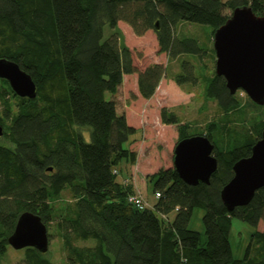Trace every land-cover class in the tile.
<instances>
[{
	"label": "trees",
	"instance_id": "1",
	"mask_svg": "<svg viewBox=\"0 0 264 264\" xmlns=\"http://www.w3.org/2000/svg\"><path fill=\"white\" fill-rule=\"evenodd\" d=\"M244 6L264 17V0H0V58L19 64L38 90L37 98L21 99L24 105L16 115L5 107L0 116L2 139L11 145L0 143V257L7 253L20 215L32 212L47 227L56 225L68 264H264V231L252 232L243 259L234 258L230 242L233 219L254 229L264 221V187L249 205L233 211L221 198L234 177V165L251 156L261 138L264 117L255 136L237 138L224 148L216 123L197 132L162 110L163 123L178 126L179 141L204 135L215 145L218 168L210 184L197 186L184 182L173 166L158 170L148 181L160 197L140 210L128 201L136 193L130 181L117 180L121 161L134 163L136 155L126 144L137 131L118 114L116 101L107 99L117 93L125 75L138 74L139 94L149 100L167 72L160 63L138 70L131 49L122 42L120 22L137 36L153 31L159 53L169 60L192 56L203 64L206 47L194 36L177 34L179 29L186 23L202 24L214 36ZM107 26L112 34L105 38ZM181 68L176 83L196 85V65L184 59ZM5 93L1 90L0 97L9 104ZM206 95L228 120L239 109L236 94L216 72ZM38 99L44 107H34ZM82 129L89 131V141ZM66 190L75 199L73 212L57 215L52 200ZM196 209L204 211V240L190 228ZM89 239L96 242L93 247L75 245ZM257 242L260 257L251 256ZM24 251L18 264H54L49 252Z\"/></svg>",
	"mask_w": 264,
	"mask_h": 264
},
{
	"label": "rangeland",
	"instance_id": "2",
	"mask_svg": "<svg viewBox=\"0 0 264 264\" xmlns=\"http://www.w3.org/2000/svg\"><path fill=\"white\" fill-rule=\"evenodd\" d=\"M177 32L187 36H194L200 44L206 47L208 51L207 57L203 64L199 63L196 57L183 56L177 60H169L166 54L159 53V47L156 35L153 31H149L144 36H137L131 30V27L120 22L118 31L122 42L131 49L134 64L139 71L144 70L151 64H163L166 69V75L162 78L154 96L147 100L143 99L138 92L137 79L138 74L125 75L123 84L117 93L112 96L107 95V99L111 98L116 101L118 114H124L129 119L139 134L138 140H130L126 147L133 153L136 158L134 163L130 164V160H123L119 165L122 169V175L117 176L118 181H122L123 177L128 176V181L135 179V184L141 188V193L148 207L154 206L157 202L155 193L148 177L153 175L162 168L173 166L174 149L179 142L180 134L177 125H167L162 121V110L167 113L176 115L179 123L188 124L191 129L199 132H206L207 127L211 123H216L222 129L219 135L220 147L229 148L235 143V139H244L247 136H255L258 131V125L264 117V106L262 109H255L249 105L248 95L239 90L236 97L239 101V109L232 112L229 120L224 116V112L218 107L217 103L208 98L206 95V87L209 80L215 73L216 56L213 50L212 28L207 25L186 23ZM112 34L109 26L105 30V38ZM187 59L196 65V75L198 82L196 85L179 86L175 78L182 73L181 61ZM3 79H0V91L5 90V97L9 104H5L0 97V116L5 107H9L13 115H16L19 109L24 105L21 100L23 98L17 96L11 87L7 85ZM34 107H44V101L36 100ZM26 105V104H25ZM247 111L242 114L241 110ZM8 127V124L6 123ZM6 130V127H5ZM86 140H90V133L86 129H82ZM137 133V132H136ZM135 136V135H134ZM0 143L11 146L6 140L0 139ZM131 166L128 173L126 167ZM131 174V175H130ZM134 175V176H133ZM134 184V185H135ZM133 185V186H134ZM75 199L69 190L64 191L58 198L52 200L57 215L71 214ZM204 211L196 209L193 213L190 228L202 233V239H205V227L203 224ZM175 213L170 215V219H174ZM50 234L49 257L54 264H68V252L64 246V240L56 228L54 223L48 227ZM263 232L264 221L254 229L248 224L238 219H233L232 230L230 234V242L232 246L233 256L235 259H243L247 248L251 241L253 231ZM96 242L92 239L83 241L78 240L75 245L81 248L93 247ZM260 243L253 245L251 256L260 257L262 249ZM24 250H16L9 246L7 253L0 257V264H18L24 258Z\"/></svg>",
	"mask_w": 264,
	"mask_h": 264
},
{
	"label": "water",
	"instance_id": "3",
	"mask_svg": "<svg viewBox=\"0 0 264 264\" xmlns=\"http://www.w3.org/2000/svg\"><path fill=\"white\" fill-rule=\"evenodd\" d=\"M216 55L215 72L224 77L234 95L244 91L257 105H264V17L255 15L251 7L236 8L227 22L213 36ZM0 79L6 80L21 98L35 99L37 85L19 64L0 58ZM4 128L0 125V138ZM215 145L204 135L179 141L174 149L173 167L188 185L210 184L217 171ZM234 177L221 191V198L229 211L245 207L256 192L264 187V130L254 144L251 156L234 165ZM9 245L16 250L37 249L49 252L48 228L40 216L32 212L20 215Z\"/></svg>",
	"mask_w": 264,
	"mask_h": 264
},
{
	"label": "built area",
	"instance_id": "4",
	"mask_svg": "<svg viewBox=\"0 0 264 264\" xmlns=\"http://www.w3.org/2000/svg\"><path fill=\"white\" fill-rule=\"evenodd\" d=\"M115 174H118V171H114ZM129 181L126 179L125 183L127 184ZM155 197H160V194H156ZM128 201L132 204H134L137 208H139L140 210H144L147 206V202L145 201V198L143 197L142 194H140L139 192H136L133 195H130L128 197Z\"/></svg>",
	"mask_w": 264,
	"mask_h": 264
},
{
	"label": "crops",
	"instance_id": "5",
	"mask_svg": "<svg viewBox=\"0 0 264 264\" xmlns=\"http://www.w3.org/2000/svg\"><path fill=\"white\" fill-rule=\"evenodd\" d=\"M131 30H132V29H131ZM137 86H138V79H137ZM138 92H139V90H138ZM139 95H140V94H139ZM127 121H128V123H129V125L133 126V125L129 122V119H128ZM137 134H139V130H138V129H137V133L135 134V136H132L130 140H132V139H133V140H138V139L136 138ZM130 168H131L130 165L126 167L128 173L130 172ZM130 175H131V174H130ZM133 176H134V175H133ZM123 179H129V177L126 176V177H123ZM135 181H136L135 179H131V182H130V183H131L132 185H134V184H135ZM133 187H134V189H135L136 192H140V193H141V188H140L141 186L139 187L138 184H135Z\"/></svg>",
	"mask_w": 264,
	"mask_h": 264
}]
</instances>
